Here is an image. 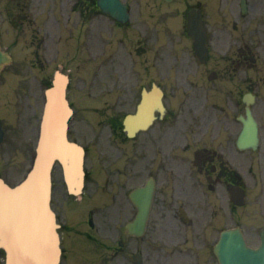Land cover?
Here are the masks:
<instances>
[{
    "label": "flooded vegetation",
    "instance_id": "flooded-vegetation-1",
    "mask_svg": "<svg viewBox=\"0 0 264 264\" xmlns=\"http://www.w3.org/2000/svg\"><path fill=\"white\" fill-rule=\"evenodd\" d=\"M29 1L9 0L14 5L5 8L0 0V23L31 21ZM47 1L55 3L61 23L52 48L57 60L42 67L58 61L67 70L73 107L81 71L108 67L115 80L98 98L94 92L95 100L102 98L88 115L75 108L70 122L69 135L77 141L75 137L104 131L106 154L92 169L86 165L80 197L69 195L58 181L63 193L53 205L60 223L61 264H113L116 258L121 264L132 262V241L120 242L117 233L137 211L130 192L139 187L151 194L149 229L133 240L134 248L152 245L154 264H166L162 235L179 239L181 233L187 257L197 264L215 263L212 237L227 225H240L249 245H259L264 238V0H120L130 15L125 24L102 9L100 0ZM189 17L198 23L195 36L186 32ZM10 27V38L3 33L0 38L15 55L23 45ZM45 38L48 33L37 46L45 45ZM194 38L202 46L205 42L200 58ZM127 57L140 61V67L133 63L132 72L117 79L116 67L123 66L119 59ZM70 66L72 70L65 68ZM178 72L184 86L203 90L186 126L177 121ZM248 113L257 124L258 143L241 148L238 139ZM136 115L137 123L130 121ZM239 188L244 189L243 201ZM118 210L123 218L113 219ZM129 211L130 218H124Z\"/></svg>",
    "mask_w": 264,
    "mask_h": 264
},
{
    "label": "rangeland",
    "instance_id": "rangeland-1",
    "mask_svg": "<svg viewBox=\"0 0 264 264\" xmlns=\"http://www.w3.org/2000/svg\"><path fill=\"white\" fill-rule=\"evenodd\" d=\"M9 3L14 5L9 2V0H4L1 7L5 6V8H7ZM27 7V18L31 21H24V23H22L23 25L19 24L18 20L12 23H0V34L3 33L4 35H7L10 32V26L13 24L15 30L19 34V40L23 45V48L15 54L16 58L14 60V64L5 66L0 76V119L5 130L4 140L0 144V177L4 178L10 184L16 183V181L23 176L24 171L30 165L33 153V143L36 137L39 111L42 104V92L44 88L42 81L51 75L54 68L59 67L58 65H55L58 61L50 64L49 67H42L43 62H48V60L53 59L57 60L54 49L52 48H54L55 41L59 35L58 31H60L59 25L61 21L58 22L56 19V17H59L60 15L58 14L55 3H48L47 0H30L27 3ZM152 10L155 12L154 7H152ZM0 12H2V9H0ZM3 16L6 17L5 22H8V15L4 13ZM155 19L156 21L158 20L157 17H155ZM151 21L152 19L144 22L143 25L146 26ZM135 25L136 23L134 26ZM127 30L128 32L132 31L131 28ZM20 32L26 34L22 35ZM167 32L168 30L165 28V33ZM46 33H48V39L45 38V45H42V47L37 46L41 38L44 37ZM10 35L11 34H8L6 38H10ZM24 40L26 41L25 45L23 43ZM6 46L8 45L6 44ZM9 50H11L10 47ZM168 50L162 49V53L164 54ZM123 60L124 61H121L119 59L123 66L116 67L118 72H114L117 79H121V75L125 74V72H132L133 63H135L134 67H140V61L137 59L133 63L131 61V57L123 58ZM151 60L152 58L145 59L144 63H147V61L151 62ZM163 67H165V64L161 68L163 69ZM65 68L70 70L73 69L72 66ZM153 70L154 69L150 68L151 72ZM176 74H178V87L176 88V93L180 97V100H177L176 107L178 114L177 121L178 125L186 126L187 118L191 115L190 112L192 107L196 106V104H194L196 101L201 100L198 96H203V90H191L188 85L184 86L180 81L183 80L184 75H181L180 72ZM111 75L112 74H110L108 67H102L101 70L98 69L96 72L95 70H86L84 73L81 71V75L79 77L83 76L84 78H76L74 82L72 96V98H74V103L78 107H82V105L93 107L95 105L94 103L102 98L101 97L100 99L95 100L93 98L94 92H100L103 89H107L112 81H115L113 76L110 78ZM165 78L166 77L161 74V79L164 80ZM185 92L188 93L185 94ZM191 96L192 101H190ZM184 97L185 101L181 104V100ZM84 125L85 123L81 124L83 128ZM104 137V131H101V129L96 131V135L95 132L92 131L87 134V137H75L82 143L86 144L90 150L86 157V164L90 169H92L91 166L95 164L96 161L103 160L105 157L106 148L104 146ZM54 173L58 174L57 171ZM57 174L54 176V205H56L57 199H60V195L63 193L59 184V176ZM251 200L253 199L251 198ZM118 206L121 207L120 200H118ZM122 211L124 214L123 209ZM118 212L119 210L114 212L113 219L123 218V214L121 216ZM131 215L132 211H129L124 218H128ZM179 234L181 236V233ZM213 235L214 232H211L208 241ZM163 237L164 240L167 239V237ZM214 237L215 235L212 238ZM148 238L149 236L147 239ZM168 238L171 240L175 239L174 237ZM247 238L250 242H253L251 235L247 234ZM132 243L135 244L136 241H132ZM152 248V245L145 243L142 250L144 253V264H154L153 260L155 258V253ZM174 257L182 258L184 256L177 253ZM0 264H3L2 255H0ZM113 264H121V259H114ZM166 264H168V262H166Z\"/></svg>",
    "mask_w": 264,
    "mask_h": 264
},
{
    "label": "water",
    "instance_id": "water-1",
    "mask_svg": "<svg viewBox=\"0 0 264 264\" xmlns=\"http://www.w3.org/2000/svg\"><path fill=\"white\" fill-rule=\"evenodd\" d=\"M8 59L0 51V68ZM65 86L66 78L58 74L46 93L36 155L27 178L13 188L0 179V247L5 251V264L59 263L57 223L49 204L52 165L55 161L61 164L70 192H79L83 179V150L66 135L71 110ZM145 215H137L131 223L136 232L142 230ZM214 251L220 264H261L259 254L245 245L239 230L222 231Z\"/></svg>",
    "mask_w": 264,
    "mask_h": 264
}]
</instances>
